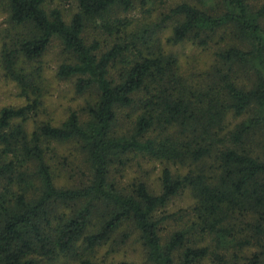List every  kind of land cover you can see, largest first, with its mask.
Masks as SVG:
<instances>
[{
  "label": "trees",
  "instance_id": "obj_1",
  "mask_svg": "<svg viewBox=\"0 0 264 264\" xmlns=\"http://www.w3.org/2000/svg\"><path fill=\"white\" fill-rule=\"evenodd\" d=\"M0 9V68L23 99L0 108V264H100L124 224L120 241L134 236L149 264H264V0ZM53 41L56 78L90 95L83 120L43 113ZM183 43L215 45L200 75L173 49ZM65 144L78 162L56 161ZM142 162L160 165L156 191L130 174ZM184 193L191 203L168 211Z\"/></svg>",
  "mask_w": 264,
  "mask_h": 264
},
{
  "label": "rangeland",
  "instance_id": "obj_2",
  "mask_svg": "<svg viewBox=\"0 0 264 264\" xmlns=\"http://www.w3.org/2000/svg\"><path fill=\"white\" fill-rule=\"evenodd\" d=\"M8 27L9 26L6 22V13L0 9V43L3 29L5 30V28ZM165 33H168V29ZM207 48L208 49L202 50V48L189 43H183L173 47V49L181 57V61L183 62L185 68H187L190 72H199V75L212 61V54L216 49L213 44ZM61 59H63L62 48L58 41H53L42 58L45 83L47 86L45 95L47 104L43 113L46 116L55 117L54 119L59 120L66 115L69 109L75 108L80 119L83 120L85 116L81 112V107L90 95H75L73 92L72 82L70 80L63 81L56 78L55 71ZM22 101L23 99L18 95L16 86L3 75L0 68V108L6 105H18L21 104ZM243 118L244 116H241L236 119L231 118L230 120L235 123ZM57 149V162L59 160H63V157H66L71 162H78L80 160V155H78L79 158H75L77 153L72 149L71 144L60 145ZM59 156H61L60 159ZM159 168L160 165L155 162H142L139 169L137 165L134 164L130 174L134 175L135 172L138 171L142 177H148L150 189H154L156 191L158 189L157 177L159 174ZM190 203L191 199L187 193L180 194L171 201L167 210L175 211L179 208H185ZM129 227V225L124 224L115 234L114 238L116 240L97 249L96 259L100 264H149L144 260V249L137 241L134 240V236L131 235L125 243L120 241L121 233L131 231Z\"/></svg>",
  "mask_w": 264,
  "mask_h": 264
}]
</instances>
